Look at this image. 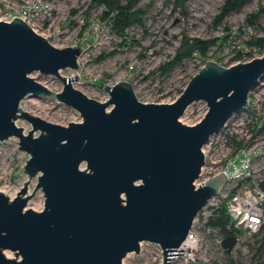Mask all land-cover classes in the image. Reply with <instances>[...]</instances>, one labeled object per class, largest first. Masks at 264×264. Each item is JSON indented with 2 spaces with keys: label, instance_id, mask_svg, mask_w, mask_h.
Returning a JSON list of instances; mask_svg holds the SVG:
<instances>
[{
  "label": "water",
  "instance_id": "1",
  "mask_svg": "<svg viewBox=\"0 0 264 264\" xmlns=\"http://www.w3.org/2000/svg\"><path fill=\"white\" fill-rule=\"evenodd\" d=\"M83 51L54 46L20 18L0 21V141L17 137L30 155L21 192L14 199L0 192V264H123L143 242L159 245L162 264H171L184 255L178 249L199 212L226 182L220 173L196 185L203 147L247 109L250 92L264 79V50L230 67L207 61L171 104L140 102L127 81L104 86L106 102L87 97L73 87L77 75L60 74L78 70ZM34 72L56 76L63 90L48 89L30 77ZM27 96L63 103L82 121L61 126L31 115L20 107ZM198 101L208 107L203 119L180 122ZM18 119L31 124L27 134ZM35 177L45 197L40 212L26 209ZM222 244L230 254L237 238Z\"/></svg>",
  "mask_w": 264,
  "mask_h": 264
},
{
  "label": "rangeland",
  "instance_id": "2",
  "mask_svg": "<svg viewBox=\"0 0 264 264\" xmlns=\"http://www.w3.org/2000/svg\"><path fill=\"white\" fill-rule=\"evenodd\" d=\"M5 0H0V6ZM62 10L68 13L75 5L73 0H61ZM175 0H140L136 9L140 12L141 24H136L128 32V39L122 42L111 30L107 22L99 20L90 12L89 17L81 18L70 13L73 21V34L64 41L50 42L58 47H65L66 43H73L83 48L78 63L79 69L61 70L62 77L76 76L78 81L73 82V87L84 93L87 97L99 102L108 101V94L104 86H112L118 82L127 81L133 85L134 93L142 103L171 104L184 90L189 80L204 66L207 61H214L221 66L230 67L239 62H234L233 57L238 51L251 53L254 58L261 54L257 48H250L246 43L254 38L264 37V20L259 15L256 21L255 36L246 35L244 28L246 19L252 13L259 12V0L251 2L240 12H233L222 16L221 9L226 0H185L182 7L176 6ZM13 2V1H11ZM80 3V2H78ZM104 9L97 8L95 12L100 16ZM252 37V38H250ZM196 41H215L208 46L205 54L193 51L185 56ZM103 56L101 59L100 57ZM183 56V57H182ZM251 56H246L249 59ZM181 57V58H180ZM245 62V61H241ZM249 62V61H246ZM30 77L46 86L54 92L63 90L62 81L53 75H44L40 72L30 74ZM20 107L31 115L40 117L53 124L68 126L72 122H81L82 118L78 111L63 103H58L49 98L25 97ZM248 109H255L262 116L261 126L264 124V79L249 94ZM110 108H108L109 110ZM248 109L234 114L227 124V134L214 138L210 149L212 155L205 162L201 171V178L196 182L200 185L213 176L223 167L224 155L237 151L240 140L246 129H253L255 121L243 119ZM258 109V110H257ZM208 111L205 102L192 103L184 112L179 121L186 125H195L200 122ZM18 127L23 128L27 134L31 130V124L18 119ZM225 131V129H224ZM264 131V129H263ZM39 132L35 133L38 136ZM216 144V145H215ZM215 145V147H214ZM30 155L19 149V139L11 137L0 141V192L14 199L24 183L28 181V175L24 173V166ZM85 168V164L81 169ZM255 172L262 178L264 162L257 163ZM37 177L30 180L25 197H29L26 209L42 211L45 197L41 189L36 190ZM226 189L216 198H212L199 213L203 227V241L210 248H214L213 235L228 237L219 226L210 224V219L219 210L225 207ZM218 208V209H217ZM229 231V230H226ZM234 235V234H233ZM264 234L261 233L259 242ZM230 236V235H229ZM243 245L238 248L237 256L228 254L224 264H247L251 259L252 246L256 237L243 232L238 236ZM245 239L250 241V249L244 246ZM204 244V246H205ZM260 245V243L258 244ZM199 259L200 264H217L218 260L213 250L203 249ZM9 258H15L14 253L6 251ZM260 260L261 258H257ZM236 260V261H235ZM231 261V262H229ZM258 261H256L257 264ZM123 264H162V249L159 245L143 242L140 253H129L123 259Z\"/></svg>",
  "mask_w": 264,
  "mask_h": 264
},
{
  "label": "built area",
  "instance_id": "3",
  "mask_svg": "<svg viewBox=\"0 0 264 264\" xmlns=\"http://www.w3.org/2000/svg\"><path fill=\"white\" fill-rule=\"evenodd\" d=\"M73 1L75 2L74 7L68 13H65L64 10H62L63 2L65 1L61 0H5L0 6V21L9 23L12 22L14 18H20L35 33L47 39L51 37L54 41L65 42L74 32L71 30L74 24L70 13L78 18H88L91 12L94 13L93 16L99 17V20H101L104 12L103 10L99 16L97 12H95L96 9H104V7L94 6L92 0ZM259 7L260 14L263 16L262 19L264 20V0H259ZM72 11H75V13ZM255 25L256 24L249 25L243 29L246 35L255 36ZM64 46L73 47L75 44L66 43ZM250 48L255 49L253 46H250ZM247 112L248 113L243 116V119L249 122L255 121L256 125H254L253 129H246L243 138L238 142L240 146L237 151L227 153L221 159L224 161L221 172L219 170L213 173V176L223 173L226 177V182L222 185L218 194H222L223 189H226L224 195L225 212L228 217L226 230L232 231L234 235L230 236H235L237 238V244L230 253L235 256L239 254L238 248L243 245V243L241 244L242 239L238 238L240 233L245 232L251 235V237L253 236L256 238H258L261 233L264 234V169L261 179L257 177L260 174L255 172L258 161L259 163L264 162V131L261 126L262 116L260 113L256 112L255 109H248ZM227 124L224 127L225 131L222 129L219 134L212 136L208 144L203 147L206 161L209 155L213 154V152L211 153L210 149L208 150L206 147H210L213 142L217 144L214 138L218 139L220 135L223 134L225 136L227 134ZM214 198H216V196ZM206 207L207 206L203 209H206ZM211 215L216 216V213H211ZM204 220L205 219L200 221L198 215L186 239L178 249H184V255H177L172 258L171 264H200L199 259L204 252V248L213 250L212 253L215 254L218 260L217 264H224L225 258L232 256L228 255L223 247L222 242L225 237L217 238L213 235V241L215 243L214 248H210L204 243L202 236L203 232H201V228L203 227L201 222ZM244 243H246L244 246H247L246 249L249 251L250 241L245 239ZM259 243L258 238L256 239V245L255 241L251 244L254 245L252 246L253 253L247 264H254L256 261H258L257 264H264V253L260 257V260H254L253 258L259 247ZM234 264H239V262L236 261Z\"/></svg>",
  "mask_w": 264,
  "mask_h": 264
},
{
  "label": "trees",
  "instance_id": "4",
  "mask_svg": "<svg viewBox=\"0 0 264 264\" xmlns=\"http://www.w3.org/2000/svg\"><path fill=\"white\" fill-rule=\"evenodd\" d=\"M140 0H92L94 6H103L104 12L101 17V20L107 22L111 30L118 38L121 39L122 42L127 41L128 39V32L131 28H133L136 24H141L140 22V12L136 9ZM185 0H175L174 3L176 6L182 7ZM251 0H226L221 12L222 16L229 15L233 12H240L244 9ZM75 13V11H72ZM260 11L257 13L250 14L247 19V25H254L256 21L259 19ZM215 41H196L194 46L183 56L193 52L200 51L201 53L205 54L207 51L208 46L210 47ZM248 46H253L259 50V53L262 55L264 50V37L254 38L251 41L246 43ZM251 53H244L243 51H238L234 57V62H241V61H250L254 57L250 55ZM182 56V57H183ZM246 56H251L249 59H245ZM103 56L100 57V59ZM181 58V57H180ZM183 90L181 91V93ZM262 129H264V124L262 125ZM225 207L223 206L216 216L210 219V224L214 226H220L221 229L225 232L226 235H233L232 231H226V225L228 223V217L225 212ZM264 253V235L260 241V245L256 250V254L253 257L254 260L261 257Z\"/></svg>",
  "mask_w": 264,
  "mask_h": 264
},
{
  "label": "bare ground",
  "instance_id": "5",
  "mask_svg": "<svg viewBox=\"0 0 264 264\" xmlns=\"http://www.w3.org/2000/svg\"><path fill=\"white\" fill-rule=\"evenodd\" d=\"M71 77H73V76H70V77H67V78H71ZM204 153V152H203ZM200 213V212H199ZM199 215V214H198ZM198 217V216H197ZM6 255H8V254H6Z\"/></svg>",
  "mask_w": 264,
  "mask_h": 264
}]
</instances>
